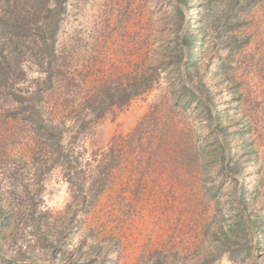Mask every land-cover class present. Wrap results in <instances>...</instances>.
<instances>
[{
	"label": "rangeland",
	"instance_id": "374dc122",
	"mask_svg": "<svg viewBox=\"0 0 264 264\" xmlns=\"http://www.w3.org/2000/svg\"><path fill=\"white\" fill-rule=\"evenodd\" d=\"M13 1L23 0H0V19ZM23 2L0 25V60L12 52L13 62H0V264H253L254 248L264 264V0H190L185 24L198 39L185 72L211 111L182 100L161 56L174 31L156 28L152 0H63L46 88L48 58L28 48L40 38ZM134 70L151 74L150 88L89 113L96 80ZM240 184L256 233L245 218L237 226Z\"/></svg>",
	"mask_w": 264,
	"mask_h": 264
},
{
	"label": "trees",
	"instance_id": "16d2710c",
	"mask_svg": "<svg viewBox=\"0 0 264 264\" xmlns=\"http://www.w3.org/2000/svg\"><path fill=\"white\" fill-rule=\"evenodd\" d=\"M24 1V0H23ZM23 1H13L12 3V9L8 10L9 14L11 15L13 12V8L16 4H21L20 2L24 3ZM31 2L29 5L32 6L30 12L32 13V27L35 29L36 32H38L37 36L38 40H34L31 45L28 46L31 49V53H34L38 55V52L45 54L47 56V61L45 62L46 70H47V77L40 81V88L42 87H53L56 83L55 79L53 78L54 74H56L57 71H54L57 67H59L60 64H55L57 60L59 59L58 52H56L54 48V42L56 38V34L59 30L60 26V11L62 10V4L63 0H26L27 2ZM180 4H182L187 11L190 10V0H177ZM115 3L118 4V0H115ZM143 3H146L143 1ZM115 4H113L114 6ZM151 5L153 6V10H148V14H155L157 15V18L162 19L161 25L157 26V29H164L165 26H170L171 29L174 31V34L172 37H163L161 46H163L164 52H162L163 57V63L166 64L165 59H167L166 55H170L173 60L170 61L173 68L177 71L179 75V91L180 96H182V100H187L188 102H192L197 100L199 97L184 83L182 80V74L180 75L181 71V64L185 58V50L184 47L187 49V61H186V70H188L191 66H193V59L195 56V48L197 46V37L190 33V20L188 21V25L185 28V31L183 33V36H180V33L185 25L186 21V12L179 7L176 3H174L172 0H152ZM168 5V7H167ZM167 7V8H166ZM41 8H44L45 10V16L43 18H40L39 14H41ZM142 6V10H143ZM129 11V10H127ZM119 13V12H118ZM116 13V23L119 27H125L124 25L128 24V19H130V15H126L124 13L118 14ZM9 14H4L0 21V25L7 20H12V17H9ZM38 14V16H36ZM123 15H125V18H123ZM159 15V16H158ZM120 16V17H118ZM6 17V19H4ZM30 17V16H29ZM118 17V18H117ZM15 18V17H13ZM45 19V20H44ZM15 20V19H14ZM152 20L147 19L146 23L151 22ZM9 22V21H8ZM7 23V22H6ZM11 24L8 23L9 27ZM150 24V23H149ZM16 22L14 24H11V29H16ZM148 28V27H147ZM182 40V43H181ZM16 48V45H15ZM18 52H21L19 50ZM168 53V54H167ZM12 52H10L8 55L4 56V59H2L0 62H4L7 65H10L13 63L11 58ZM18 55V54H17ZM4 66V67H6ZM3 69V68H2ZM8 69V67H7ZM66 71H61L62 76L64 79H66V83H68L69 87H71V79L75 80L74 76H66ZM134 74L131 76L129 80H126L125 82H116L113 80V82H108L105 78L98 81L97 84H94L92 86V90L95 88L98 90L96 93L90 94V97L86 99L84 102L86 104L87 108H91L89 113H92L94 116L102 115L108 108L111 106H120L123 104H127L129 100L134 97L135 95L141 93L142 91H146L148 88H150L151 84V74L149 72H143L139 75H137L136 70L132 73ZM111 77V76H109ZM178 77V76H176ZM70 79V80H68ZM59 83V82H58ZM95 89V90H96ZM38 94V97L36 96L33 104H32V111L38 112L40 110V106L37 105L38 98H39V91L36 92V95ZM206 110L211 111V108L205 104H203ZM80 125H84L83 122L80 123ZM42 123L39 122V120L36 123V130L41 129ZM45 133L48 136H55L59 133V129L57 130V126L53 124L51 121L45 124ZM56 131V132H55ZM224 148V147H223ZM222 148V150H223ZM224 153V150H223ZM224 159V154H223ZM245 189L241 192V202L243 201ZM237 215V226L241 228L244 225V217L240 211H238ZM256 224L257 222H252Z\"/></svg>",
	"mask_w": 264,
	"mask_h": 264
},
{
	"label": "water",
	"instance_id": "95a60500",
	"mask_svg": "<svg viewBox=\"0 0 264 264\" xmlns=\"http://www.w3.org/2000/svg\"><path fill=\"white\" fill-rule=\"evenodd\" d=\"M174 3H176L179 7H181L185 12H187L186 8L180 4L177 0H173ZM188 25V21L186 22V24L184 25L181 33H180V36L182 37L183 36V33L185 31V28L187 27ZM181 43H182V40H181ZM184 50H185V58L182 62V77H183V80L185 82V84L198 96L200 97L204 102H206V104L208 106H210L211 109H213L212 105L210 104L209 101H207L203 96L202 94L196 89V87L188 80L187 76H186V72H185V66H186V61H187V49L186 47H184ZM214 123H215V118H214ZM214 125V124H213ZM218 133V135H220V133L218 131H216ZM222 144H223V147H224V151H225V171L228 172V162H229V159H230V150H229V147L227 145V143L225 141H222ZM238 178V177H237ZM241 180V178H240ZM241 184H240V187H239V190H238V195H237V204L239 205V209L243 215V217L246 219L248 225L250 226V228L253 230L254 233H256L255 229H254V226L253 224L251 223V221L249 220V217L246 213V210L244 208V206L241 204ZM255 252H256V248H254ZM254 252L253 254V264H256V253Z\"/></svg>",
	"mask_w": 264,
	"mask_h": 264
}]
</instances>
